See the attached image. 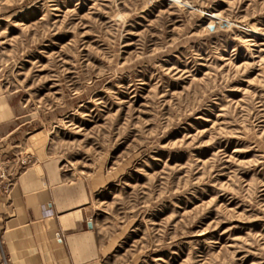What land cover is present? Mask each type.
<instances>
[{
	"label": "rangeland",
	"instance_id": "rangeland-1",
	"mask_svg": "<svg viewBox=\"0 0 264 264\" xmlns=\"http://www.w3.org/2000/svg\"><path fill=\"white\" fill-rule=\"evenodd\" d=\"M0 91L103 264H264V0H0Z\"/></svg>",
	"mask_w": 264,
	"mask_h": 264
},
{
	"label": "crops",
	"instance_id": "crops-1",
	"mask_svg": "<svg viewBox=\"0 0 264 264\" xmlns=\"http://www.w3.org/2000/svg\"><path fill=\"white\" fill-rule=\"evenodd\" d=\"M15 115L0 91V142L14 129ZM11 179L8 193L0 194L7 264H103L105 244L90 226L84 187L63 182L50 163L14 171Z\"/></svg>",
	"mask_w": 264,
	"mask_h": 264
},
{
	"label": "built area",
	"instance_id": "built-area-1",
	"mask_svg": "<svg viewBox=\"0 0 264 264\" xmlns=\"http://www.w3.org/2000/svg\"><path fill=\"white\" fill-rule=\"evenodd\" d=\"M4 162L5 161H0V194L8 193L12 184V179L7 172V165ZM1 244L2 238L0 233V264H7L8 258L6 257Z\"/></svg>",
	"mask_w": 264,
	"mask_h": 264
},
{
	"label": "water",
	"instance_id": "water-1",
	"mask_svg": "<svg viewBox=\"0 0 264 264\" xmlns=\"http://www.w3.org/2000/svg\"><path fill=\"white\" fill-rule=\"evenodd\" d=\"M37 170H38V171H40V169H39V168H38ZM41 178H42V175H41Z\"/></svg>",
	"mask_w": 264,
	"mask_h": 264
}]
</instances>
